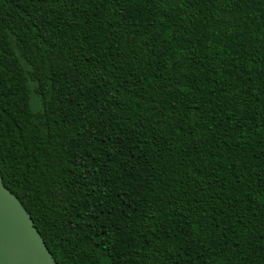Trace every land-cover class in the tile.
Wrapping results in <instances>:
<instances>
[{
    "label": "trees",
    "instance_id": "1",
    "mask_svg": "<svg viewBox=\"0 0 264 264\" xmlns=\"http://www.w3.org/2000/svg\"><path fill=\"white\" fill-rule=\"evenodd\" d=\"M0 176L57 264H264V0H0Z\"/></svg>",
    "mask_w": 264,
    "mask_h": 264
},
{
    "label": "water",
    "instance_id": "2",
    "mask_svg": "<svg viewBox=\"0 0 264 264\" xmlns=\"http://www.w3.org/2000/svg\"><path fill=\"white\" fill-rule=\"evenodd\" d=\"M0 264H57L31 217L0 176Z\"/></svg>",
    "mask_w": 264,
    "mask_h": 264
}]
</instances>
